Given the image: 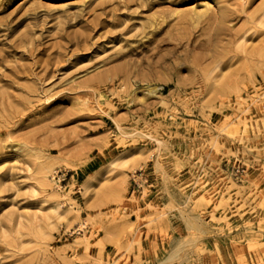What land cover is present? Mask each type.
Here are the masks:
<instances>
[{
  "label": "rangeland",
  "instance_id": "1",
  "mask_svg": "<svg viewBox=\"0 0 264 264\" xmlns=\"http://www.w3.org/2000/svg\"><path fill=\"white\" fill-rule=\"evenodd\" d=\"M200 2L0 0V264H264V0Z\"/></svg>",
  "mask_w": 264,
  "mask_h": 264
},
{
  "label": "bare ground",
  "instance_id": "2",
  "mask_svg": "<svg viewBox=\"0 0 264 264\" xmlns=\"http://www.w3.org/2000/svg\"><path fill=\"white\" fill-rule=\"evenodd\" d=\"M202 1H203V2H200L199 5H204V8H206V7H207V6H206V4H207V0H202ZM86 222H87L86 220H83V221H82V224H83V223H86ZM84 225H86V224H84Z\"/></svg>",
  "mask_w": 264,
  "mask_h": 264
}]
</instances>
